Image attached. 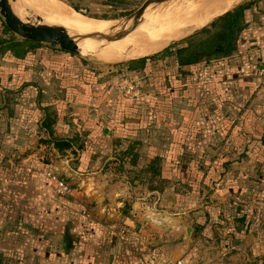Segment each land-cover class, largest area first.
I'll list each match as a JSON object with an SVG mask.
<instances>
[{
	"label": "crops",
	"instance_id": "1",
	"mask_svg": "<svg viewBox=\"0 0 264 264\" xmlns=\"http://www.w3.org/2000/svg\"><path fill=\"white\" fill-rule=\"evenodd\" d=\"M254 1L245 11L237 51L210 62L178 66L164 55L136 70L127 64L96 70L43 45L21 57L0 54V142L15 143L8 153L0 143V165L15 155L16 170L26 176V165L40 159L78 188L63 216H45L38 208L32 216H18L29 231L20 232L15 252L0 247V264H141L166 258L241 264L231 261L237 252L244 264L253 263L249 254L254 264L264 258V163H247L248 157H264V78L258 71L264 0ZM117 77L137 79L140 95L123 96L114 86ZM46 111L55 117L53 135H77L78 150H58L45 141L40 122ZM128 142L137 143V165L160 158L166 184L151 207L147 183L130 180L133 166L113 161L115 150ZM37 199L22 203L35 207ZM185 226L192 229L189 242L182 241ZM7 233L0 232V244L17 238L16 231ZM224 254L225 260L213 262Z\"/></svg>",
	"mask_w": 264,
	"mask_h": 264
},
{
	"label": "trees",
	"instance_id": "2",
	"mask_svg": "<svg viewBox=\"0 0 264 264\" xmlns=\"http://www.w3.org/2000/svg\"><path fill=\"white\" fill-rule=\"evenodd\" d=\"M63 1L72 9L76 10V12L79 11L88 15L85 9L82 10L77 6L76 3L80 0ZM96 1L99 2L101 6L111 8L113 5L112 3L117 0ZM254 5V0H242L232 6L233 8L231 7L225 10L198 30L182 37L175 43L155 53L129 59L120 64H127L130 69L136 70L142 68L146 62L158 59L164 55L171 56L178 66L190 65L198 62H210L228 57L237 51L238 37L247 26L245 11ZM88 16L106 19L104 16ZM0 26V54L9 52L15 57H21L33 51L38 46H42V44L27 40H16V37L5 28L2 20ZM120 64H115L112 67L118 68ZM54 119V115L47 111L41 119L40 128L44 129L48 136L45 141L52 143L53 147L58 150L68 148H71L73 152L78 150L82 145L77 142V135L71 137L53 135L52 124L54 123ZM137 149L138 146L136 142H128L124 149L115 150L113 161L115 165L119 167H122L124 164L133 166V168L127 170L130 180L146 182L148 191L152 193V196L156 197V192H160L166 184L160 177V158L155 155L150 157L144 164L137 165ZM60 178L65 181L63 177L60 176ZM199 227L198 225L194 226V230Z\"/></svg>",
	"mask_w": 264,
	"mask_h": 264
},
{
	"label": "rangeland",
	"instance_id": "3",
	"mask_svg": "<svg viewBox=\"0 0 264 264\" xmlns=\"http://www.w3.org/2000/svg\"><path fill=\"white\" fill-rule=\"evenodd\" d=\"M58 1L68 7H70L69 5H67L66 2H64L63 0H55ZM144 0H117L114 3H112V7L111 8H106L104 6L99 5V2H97L96 0H80L78 1L76 4L78 7H80L82 10L85 9L86 13L88 15H95V16H104L105 18H95V17H90L88 15H85L82 12H79L74 9H71L73 11H75L76 13H78L79 15H81L82 17H85L89 20H95L98 19L97 21H106V22H110L111 26L121 17L126 16L127 14L131 13L132 11H134ZM185 2L186 0H167L164 2H161L159 4H156L152 7L149 8V11L147 13H149L147 17H156L157 15H159L160 13L164 14L167 13L169 11L173 9H175V7L180 6L183 2ZM242 1V0H240ZM237 1V2H240ZM171 8V9H170ZM28 11H26V18H23V20H27L29 22H34V18L31 16V13L29 10H31L33 12V10L30 7H27ZM167 11V12H166ZM159 12V13H158ZM35 14V13H34ZM90 17V18H89ZM92 18V19H91ZM145 18V19H146ZM0 22H1V18H0ZM203 26V25H202ZM192 30V29H190ZM188 30L186 35L192 31ZM184 35V36H186ZM181 39V38H180ZM115 50H113L112 52H114ZM121 53V51H118L117 54H115V56H111L107 55V56H103V57H79L74 55V58H77L78 60H80V58H82V60H85V62L92 64L94 66V68H96V70H98L99 68H111L112 66H114L115 64H120L121 62H125V60L123 59H119L116 58L118 57V55ZM73 55V54H72ZM110 56V57H109ZM114 57V58H113ZM116 76V75H115ZM109 78H114V74H111L109 76ZM120 77L116 78V81L114 79V86L116 85V82L118 81ZM248 129H250L249 127H247ZM236 128H234V132ZM245 142V141H243ZM1 145H3V147H6V150L8 153L9 150L12 151L15 148H13V146H15L14 144V139L9 140V138L7 140H4L2 142H0ZM248 144L249 147H253L252 146L253 142H246ZM244 144V143H243ZM10 147V149H9ZM219 147V145L217 146ZM3 148V149H4ZM9 149V150H8ZM2 150V148H1ZM5 150V149H4ZM226 150V152H228L227 147L225 148H221V152H224ZM4 152V151H3ZM13 154V153H12ZM16 156H9L6 159V165H0V232L2 234H6L7 231H16L17 234L13 235L16 236L17 238H13V239H9L8 240V244L7 239H5L3 241L4 244H0V247H8L9 251L15 252L16 250L19 249L20 244H18V239L21 237H19L20 232L22 230H26L27 228H25V222H22L21 220L18 219V216H32L34 214V208H38V210L36 211H40L42 212L43 215H48V216H63L64 214L62 212H66V202H70L71 198H74L72 196H75L74 192H78V188H76V190H74L71 186V183L66 179V175L65 173H63L62 171H59L58 169H56L55 167H52V165L50 166L51 169L56 173V175H58L59 177H63L66 181V183L70 186L71 188V192L68 195H59L54 193L48 183H46L43 179V177L41 176L38 167L42 164H48L46 162H42L39 159V163H29L28 167L26 165L25 168L30 169L31 172L27 171V175L26 176H21L20 172H18L19 166L16 163ZM15 159V160H14ZM18 159V158H17ZM243 159V158H242ZM249 162L252 164V166H255V164L258 163V165H262L261 162L262 160L264 161V157H262V159H258V161L255 160V158L253 159L252 157H248L247 158ZM12 164L15 166L13 168ZM245 164V163H244ZM50 165V164H49ZM264 165V164H263ZM251 166V168H252ZM37 175L35 178L32 175ZM25 175V174H23ZM40 175V176H39ZM39 177L41 178V180H39ZM30 181L32 182H38V183H33V185H31ZM24 183H28L24 184ZM39 185H40V189H39ZM141 194H143L141 192ZM79 196V195H78ZM27 198V201H31L33 199L38 198L37 200H41L40 203L38 205H36L34 207V205H31L30 203H26L22 201H25L24 199ZM78 198V197H76ZM155 201V197H151L150 196V201L148 202L149 206L151 207L153 205V202ZM155 204V203H154ZM156 208H159L161 206L157 204ZM264 205V204H263ZM155 207V206H154ZM169 211L174 210L173 208H169ZM1 216H5L4 219H2ZM7 216H15L13 218H8ZM255 226L251 225L250 229L251 231L249 232V234H251L252 230H254ZM261 229H263L264 232V224L261 227ZM29 231V229H27ZM221 230V229H220ZM8 234V233H7ZM9 234H12V232H10ZM13 236V237H14ZM19 237V238H18ZM244 238V237H243ZM246 239H249V237ZM215 241V240H214ZM11 243V244H10ZM240 243V242H239ZM7 244V245H6ZM242 244V243H241ZM262 244H263V251H262V256H264V233H263V238H262ZM241 249H245L247 247H244L243 245L240 247ZM1 251V250H0ZM249 254V253H248ZM237 255V256H236ZM224 255H221L218 260H213L217 261L216 263H218L219 261L225 260L224 259ZM249 259L252 260L254 264V256L252 254H249ZM253 258V259H251ZM256 258L257 263L256 264H264V258L263 259H259ZM211 260V259H210ZM235 260L240 262L241 264L243 263V258H242V254L240 252H237V254L233 255V257H231V261Z\"/></svg>",
	"mask_w": 264,
	"mask_h": 264
},
{
	"label": "bare ground",
	"instance_id": "4",
	"mask_svg": "<svg viewBox=\"0 0 264 264\" xmlns=\"http://www.w3.org/2000/svg\"><path fill=\"white\" fill-rule=\"evenodd\" d=\"M237 1L239 0H186L175 9L156 17L146 18L149 13H145L143 20L124 38L107 44L93 56L98 58L111 53L115 56L121 51L116 58L125 60L155 53L170 41L184 37L188 30L206 24L213 16L231 8ZM27 7L43 22L55 23L77 32H102L111 28L110 22L89 20L55 0H16L13 4L15 15L23 20L26 18ZM113 50L115 51L112 52Z\"/></svg>",
	"mask_w": 264,
	"mask_h": 264
},
{
	"label": "water",
	"instance_id": "5",
	"mask_svg": "<svg viewBox=\"0 0 264 264\" xmlns=\"http://www.w3.org/2000/svg\"><path fill=\"white\" fill-rule=\"evenodd\" d=\"M164 1L167 0H144L134 11L121 17L110 29L102 32L82 33L55 23L43 22L41 18L31 10L29 11L35 21L29 22L27 20H22L14 13L13 4L16 0H0V18L5 28L19 40H27L51 48H57L61 51L85 58L94 57L93 55L102 50L107 44L124 38L143 20L145 13L149 11L150 7ZM237 3L238 2L235 4ZM216 16H213L209 21ZM177 40L170 41L164 47ZM191 231L192 229L189 226L184 227L182 241H190Z\"/></svg>",
	"mask_w": 264,
	"mask_h": 264
},
{
	"label": "built area",
	"instance_id": "6",
	"mask_svg": "<svg viewBox=\"0 0 264 264\" xmlns=\"http://www.w3.org/2000/svg\"><path fill=\"white\" fill-rule=\"evenodd\" d=\"M259 74L264 78V59L259 63ZM116 90L127 98H134L140 95L141 88L137 79H129L126 77H120L116 82ZM41 176L46 180L50 189L59 195H68L71 192L70 186L51 169L49 164H42L38 167ZM141 264H184L182 258L163 260H149L144 261Z\"/></svg>",
	"mask_w": 264,
	"mask_h": 264
}]
</instances>
